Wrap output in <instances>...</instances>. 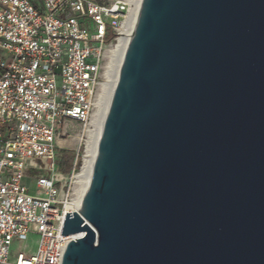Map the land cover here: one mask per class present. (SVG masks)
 <instances>
[{
	"label": "water",
	"instance_id": "obj_1",
	"mask_svg": "<svg viewBox=\"0 0 264 264\" xmlns=\"http://www.w3.org/2000/svg\"><path fill=\"white\" fill-rule=\"evenodd\" d=\"M62 264H264V0H142Z\"/></svg>",
	"mask_w": 264,
	"mask_h": 264
},
{
	"label": "built area",
	"instance_id": "obj_2",
	"mask_svg": "<svg viewBox=\"0 0 264 264\" xmlns=\"http://www.w3.org/2000/svg\"><path fill=\"white\" fill-rule=\"evenodd\" d=\"M140 6L0 0V264H62L67 245L83 237L61 235L79 184L77 159L64 176L56 150L71 127L86 128L107 57L131 25L133 31ZM25 178L35 180L42 196L28 194ZM33 235L36 249L10 261L13 241Z\"/></svg>",
	"mask_w": 264,
	"mask_h": 264
},
{
	"label": "bare ground",
	"instance_id": "obj_3",
	"mask_svg": "<svg viewBox=\"0 0 264 264\" xmlns=\"http://www.w3.org/2000/svg\"><path fill=\"white\" fill-rule=\"evenodd\" d=\"M134 1L136 5V10H137L142 0H134ZM131 32H132V25L130 26V30L128 31L126 36L110 52V62L108 63L107 72H106L108 81L100 85L99 99L96 102V106H95L96 110L95 112L93 111L94 113L92 114L93 116L90 122V126L92 127V129L89 130L88 132L90 134V138H89L90 142L87 146L86 155L84 156V165L77 175V183L79 184V189L77 191L76 197L69 205L68 210H72L76 212L79 211L84 193L89 184L96 153H97L99 137H100L101 129H102L105 116H106V112H107V107L110 102L111 96L113 94L114 86H115V83H116V80L119 74L121 62H122Z\"/></svg>",
	"mask_w": 264,
	"mask_h": 264
},
{
	"label": "rangeland",
	"instance_id": "obj_4",
	"mask_svg": "<svg viewBox=\"0 0 264 264\" xmlns=\"http://www.w3.org/2000/svg\"><path fill=\"white\" fill-rule=\"evenodd\" d=\"M110 62L109 56L106 60V66H108V63ZM107 72V71H106ZM108 81V77L106 75V80L104 82L106 83ZM100 95V90L98 93V99ZM97 99V100H98ZM96 110V109H95ZM94 110V112H95ZM93 112V113H94ZM92 113V114H93ZM91 118L84 130H82L79 126L71 127L72 131L68 135H66L61 142H59V147L56 150V160L59 165V171L64 176H68L72 170L73 164L77 159V173L80 172L81 167L84 165V156L86 155L87 146L90 142V134L88 133L89 130L92 129L90 126ZM64 163V170L60 169V166ZM46 171H41L38 174H45ZM24 185L28 190V194L31 196H42L36 189V183L34 179H28L25 178ZM79 189V188H78ZM38 242V237L33 235L28 238L25 242H17L13 241L11 248H10V256L9 260L13 261L16 254L19 251L22 250H31L34 251L36 249Z\"/></svg>",
	"mask_w": 264,
	"mask_h": 264
},
{
	"label": "trees",
	"instance_id": "obj_5",
	"mask_svg": "<svg viewBox=\"0 0 264 264\" xmlns=\"http://www.w3.org/2000/svg\"><path fill=\"white\" fill-rule=\"evenodd\" d=\"M61 170H64V163H62V165L60 166Z\"/></svg>",
	"mask_w": 264,
	"mask_h": 264
}]
</instances>
